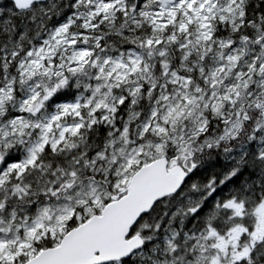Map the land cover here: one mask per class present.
<instances>
[{
  "label": "snow or ice",
  "instance_id": "obj_1",
  "mask_svg": "<svg viewBox=\"0 0 264 264\" xmlns=\"http://www.w3.org/2000/svg\"><path fill=\"white\" fill-rule=\"evenodd\" d=\"M6 4L7 15L0 4V264H127L129 249L141 244L134 234L148 215L142 209L155 208L167 198L165 192L178 193L201 169L197 156L187 151L183 168L175 158L171 168L164 159L141 164L138 157L144 153L131 138L134 127L141 141L150 132H165L157 119L161 102L166 123L184 114L163 94L168 86L178 89L181 104H193L180 95L192 85L188 72L204 74L212 100L219 101L209 106L221 113L217 120L204 119L198 139L208 152L226 144L236 147L224 149L228 179H217L221 187L210 188L203 205L186 213L189 223L165 232L164 250L152 251L164 264H264V190L257 195L260 181L244 179L245 173L264 175V119L256 118L264 116V104L257 98L255 116L239 107L255 97L253 88H264V0ZM124 40L128 43L119 47ZM223 49L220 62L206 68L205 62ZM173 52L180 54L179 71L167 59ZM156 71L167 78L164 86L155 81ZM225 73L234 80H225ZM158 88L162 95L140 124L143 117L138 120L135 109ZM225 103L233 108L231 119L222 114ZM93 139L100 147L81 152V144ZM78 152L86 162L76 159ZM219 163L217 157L201 175ZM81 165L90 179L78 185ZM97 166H110L106 174L119 195L99 193L95 180L105 173ZM30 173L48 178L42 191L34 192L37 181ZM229 189L239 195L226 197ZM221 206L231 214L228 224L218 218ZM181 241L184 248L174 246Z\"/></svg>",
  "mask_w": 264,
  "mask_h": 264
},
{
  "label": "clouds",
  "instance_id": "obj_2",
  "mask_svg": "<svg viewBox=\"0 0 264 264\" xmlns=\"http://www.w3.org/2000/svg\"><path fill=\"white\" fill-rule=\"evenodd\" d=\"M3 0H0L2 3ZM51 2V0H49ZM56 3H60V0H56ZM67 5V0H65V6ZM6 11V10H4ZM14 12V9L12 10ZM8 12V9H7ZM19 19V17H16ZM223 28V26H221ZM128 41H120L119 47H123L127 44ZM111 51V48H110ZM227 52V49L218 50L214 53L212 57L209 58L207 62H205L204 66L206 68L214 67L217 65L219 61L220 52ZM180 54L179 53H171L167 59L172 63V67L174 70L179 71L181 69V65L176 63V60ZM153 65L158 63V60L152 61ZM193 63L192 61L189 62ZM195 63L199 64L200 61L197 59ZM91 73V70H89ZM188 75L192 77V85L190 88L185 89L183 92H180V95H188L193 99V104L185 105L181 104V101L176 98V94L178 89L173 86H168L165 93L172 97V100L169 103H175L180 105L181 111L184 113L180 118L176 120L175 123L168 121L167 123L164 121V116L167 114V109L164 106V103L161 102L159 106V127H164L165 132L161 133L158 131L150 132L143 137V140H140L139 135V127H134L131 129V138L133 142L136 143L137 151H142L144 154L140 155L138 159L141 161V164L144 162H151L152 160L164 159L167 161V166L169 168L172 167L173 158L176 159L177 167L183 168L185 167V151L191 153L192 155L197 156V163L201 165L200 171L193 173L186 183H183V189L178 193L175 192H165L164 196L167 198H163L162 202L157 205L155 208L151 206L145 207L142 209L143 212H147L148 215H145L144 218L137 225L135 236L139 237L141 244L136 245V247L130 248L125 259L127 260V264H164L163 257H158L155 252L152 251L153 248L160 246V250L163 251V240L161 237L165 234V232L171 234L174 231L179 230L181 221L185 224H188L191 217L187 215L189 209L193 207H198L203 205L204 200L207 198L210 188H220L221 184L216 183L217 179L221 181V183L225 182L228 179V171L226 170V166L228 164V158L226 156L224 149H232L235 148L236 145L226 144L224 145L219 152H208L207 148L204 146V142L199 140L198 137L200 135L199 129L202 126L204 119L211 116L214 120L220 118L221 113H213L212 109L209 105L212 103H219V101H213L210 93L212 92V88L210 83L206 82L203 79L204 74L200 72H188ZM225 80H234V77L231 73L224 74ZM155 81L158 82L161 86H164L167 83V78L163 75L161 71L155 72ZM200 88L201 91L197 93L196 89ZM216 91L218 93H222L223 88L222 85H217ZM253 92L256 94L255 97L248 101L246 99L242 100L239 107L241 109L247 110L251 112L255 116V104L257 103V98L261 104H264V88L256 89L253 88ZM241 94L243 97V89H241ZM162 95L160 89L158 88L153 93V98H144V102L138 105L135 111L139 117L142 116L143 120H139V123L142 124L144 120H147L150 117V109L155 106L156 98H159ZM233 112L232 106L227 103L224 104L222 108V114L227 115L229 119H231V114ZM258 119H264V116L256 117ZM135 123V122H134ZM152 123L155 125L157 121L154 119ZM217 128L220 125H216ZM213 136L217 135L215 130L212 133ZM243 139V138H241ZM141 143L143 148H141ZM239 143V141H238ZM101 141L98 139H93V141L87 145L81 144V152L87 153L89 151H93L100 147ZM66 157L70 154H65ZM76 159H83L85 162L87 161V156H82L80 152L76 153ZM217 157H219L220 163L218 166L210 168L208 172L201 175L204 166L209 163L215 164L217 161ZM68 164H71V160L67 161ZM188 163H191V157L188 158ZM107 167L101 168L97 166V172H104L105 176L103 178H97L95 180V184L99 188V193L107 198V196L116 194L115 188L112 187V179H108L107 177ZM136 168L134 167L130 172L129 176L132 175ZM80 173L76 183L84 184L85 181L89 180L90 177L88 172L85 171L84 165H81L80 168L77 169ZM31 176H34L37 181V188L34 189V192L42 191L43 184L48 179L44 177V180L39 179V175L35 173H30ZM61 178L57 177L55 182H59ZM115 179V177H113ZM244 179L249 182L260 181V183H256V192L259 195L261 190H264V175H261L259 172L256 176H250L245 173ZM107 181V182H106ZM87 187V185H85ZM111 188V191L109 190ZM80 192H84L85 188H80ZM232 195H239L238 192L233 191L232 189L225 191L226 197H231ZM175 196L173 199L172 197ZM64 197V192H61L60 199L62 200ZM91 198V197H88ZM76 199V194L73 195V200ZM158 199H161L158 197ZM33 202H36L34 199ZM155 204V201H153ZM216 211V209H212ZM208 209H205L207 212ZM247 215V212L245 213ZM218 218L220 221L228 224L231 222V214L221 208L218 210ZM249 223H251V219L249 217ZM162 228L158 230V228ZM143 244H147L148 247H143ZM177 248H184L185 245L181 241L180 243L174 245ZM189 254L191 252L190 248L185 249ZM143 254V255H142ZM170 254V253H169ZM169 264L171 261L169 260Z\"/></svg>",
  "mask_w": 264,
  "mask_h": 264
},
{
  "label": "trees",
  "instance_id": "obj_3",
  "mask_svg": "<svg viewBox=\"0 0 264 264\" xmlns=\"http://www.w3.org/2000/svg\"><path fill=\"white\" fill-rule=\"evenodd\" d=\"M0 4H3L4 6H5V15H7L8 14V12H7V4H6V0H3V2L2 3H0ZM15 11V10H14Z\"/></svg>",
  "mask_w": 264,
  "mask_h": 264
}]
</instances>
